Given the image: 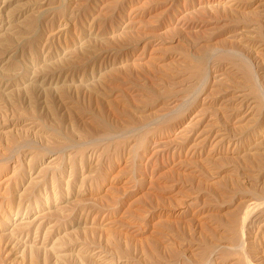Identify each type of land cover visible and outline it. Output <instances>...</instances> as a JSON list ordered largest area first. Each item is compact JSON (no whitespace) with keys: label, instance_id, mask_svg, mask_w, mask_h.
<instances>
[{"label":"rangeland","instance_id":"rangeland-1","mask_svg":"<svg viewBox=\"0 0 264 264\" xmlns=\"http://www.w3.org/2000/svg\"><path fill=\"white\" fill-rule=\"evenodd\" d=\"M114 1L115 0H108V1H105V0L104 1L103 0H66V2L64 3L62 2L63 3L62 6H64L65 8L69 7L65 22L67 23V25H69L67 27L70 29L68 28L66 29L68 30V33L66 32L67 35L65 34L64 36H61L59 39L56 38L57 40H53L52 43H50V45L47 47L48 51L47 50L45 51V53L43 54V57L47 56L51 59L48 62H46L44 65L40 64L36 67V71L38 73L40 72L42 73L43 71L42 73L43 75H46L47 72L49 73V71L50 72L52 71L53 72L54 71H86L85 76L87 75V77H86V81L84 82V84L86 86L89 85L88 87L90 88L87 87V89L80 90L81 92L79 96L81 98L79 96L78 97H79V101L81 105L87 106V104L89 105L93 104L90 106L92 108L95 107L94 110L99 112V109L97 108L96 104L94 105L96 96L92 95L91 97L94 98L92 99L91 97H89L90 95L89 93H87V90L88 92H92L94 94L101 93L100 90H102L101 89L102 86L99 83L100 81L94 82L91 79L92 77L90 76V74L92 71L98 70V67L100 66L102 61L101 59H99L98 54L88 56L87 54L83 52V50L80 49V45L89 39L90 40L93 39L91 44H93L94 46H99L100 48H103L105 46H109V47L117 46L120 48L123 45L125 46L126 45L125 42L126 41L128 42L129 39L130 41L131 40H134V41L143 40L142 42H144V45L147 43L148 54L144 56L145 60L142 62L143 66L142 65L139 66L138 67L139 69L131 68L129 70L130 74H129V71H127V74H129L130 76L129 78H131L132 81H134L136 77H139V80L141 79V82L138 80V78H136L135 83L137 84L141 83L140 85H143L140 87V90L142 91V93H144V97L139 98L140 100L142 99L141 100L142 102L141 103L136 102L134 104L135 110H132L133 112L132 114L136 118H139V115H140L138 114V110L136 107H140V105L143 106L145 105L144 103L148 102L147 99L150 97L149 93L152 92V90H149V89L153 88V90L155 89L154 91L158 89L157 94H160L159 97H162L164 94V91H166V87H168L166 86L167 85L166 83L174 82L179 88H183L184 86L189 85L188 79L187 81H185L186 80L185 74H187V71L183 69L184 68L183 66L186 67V65H188L187 58H190L191 61L193 62L196 60L202 59L205 61L206 64L210 63L211 65H217V66L219 65L218 67L219 69L226 70V72L218 71L219 74L225 73V77L223 79L222 77H220L214 80V81H219L221 79V83L219 82V83H216V85H214L216 89H226L230 92L232 91L233 93H235L237 90V92L240 91L246 95L248 94L249 96L247 95V99L249 103L254 101L255 103L254 106L257 105L256 103L258 99L256 98L261 97L264 100V53H260L258 56L257 55L258 49L251 50L250 47H246V43H249L250 41H252V39L250 40L249 38L254 36L255 35L254 33H247L246 34L247 38L246 37L244 38L242 36L237 37L236 33H234L235 28L233 26V22L231 23V21L238 18L237 21L239 20L241 21L238 23L244 24L245 22H242V18H243L242 16L240 18V15H238L239 17L235 18L237 15L232 14L233 15L232 17L230 16L231 14H229L227 11H224L222 9H221L222 11L219 10L216 12H212L209 10L208 11L200 10L201 12L198 11L199 15H197L196 10L198 9V6H197L199 4V2H197L198 0H184V1L183 0H142V1L140 0L138 2L141 3L140 5H142L146 11H148V14L147 16H144L143 18H141L139 23H136L137 25L133 24L130 27L129 29L130 33L133 32L130 35L133 37H130L129 35L128 36L122 35L121 37L113 39L112 32H115L119 28L121 29L125 28L129 23L128 21H125V20L124 21L115 20L114 18L115 12L110 13L109 15H104V14L109 13L108 11H109L110 5L108 4V2L111 3ZM257 2H259V0ZM74 3L76 4L79 3L83 5L82 6L78 5L79 7L78 6L75 7ZM84 4H87V5L84 6ZM122 4H123L122 2L119 3V5L121 6ZM13 5L14 6H12L11 8H14L16 6V1L13 3ZM106 5L107 6L109 5V6L107 7ZM257 5L258 3H255V6ZM56 6H58V4H56ZM102 7L106 9H101ZM194 11L196 12V16L195 14H192L194 13ZM5 12L8 13V10H6ZM6 13H3V14L6 15ZM226 13L229 15H227ZM3 14L2 16L5 18ZM99 14H101V16L99 17V20L97 21V23L94 25V26H97L98 28H95L93 30L94 33L92 32L93 34L92 33L90 34L89 25L92 24L91 20L94 17H97ZM186 14H189V15H186ZM190 14L192 16H190ZM203 14L206 16H204ZM29 15L30 14H28L27 16ZM184 15L187 16L188 19L183 20L187 18ZM110 16H114V17L112 18ZM189 16L192 18V21L190 22H189V19H190ZM248 17H251L252 19L253 16L249 15ZM40 20L42 22L39 21L37 25L35 22V29L38 28L36 31H38L39 33H41L43 30L46 32L45 26L43 25V23L46 24L45 18H41ZM179 20L181 24H179ZM254 21L252 20V22L256 24L255 18H254ZM135 22H138V20L134 21L133 23ZM188 22H189V25L193 27H190L189 29H187V27L184 24L188 25ZM249 22L250 23H248L249 25H247V27L244 25L243 26L247 28L246 30L248 32H251L253 30L252 26L255 24L251 23V21ZM232 26L233 28H231ZM22 27H27V23L23 24ZM56 32H57V28L54 30V34H56ZM120 32H122V30L119 31V33ZM80 34H82L85 40L82 41L80 45H78V42H79L78 39L80 38ZM11 35L12 34L9 31L0 30V36H2V38L11 40L13 39L12 38L13 36L11 37ZM46 35L48 36L49 34H46ZM97 35L99 36L96 37ZM95 38L96 40H94ZM240 39H242L241 40L242 42H239ZM261 41H259V43L257 41L254 42V43H258V46L263 45L260 48V50L264 49V38ZM29 44L30 43L27 42L25 43V45L23 44L18 45L19 47L18 50L20 49L19 51H22V54L20 53L21 55L18 54L16 56V62L17 63L19 61L21 62V64L19 63L18 64L21 66L23 71L31 68L30 65L33 64V60L29 56L30 55L29 54ZM44 44L45 42L42 43L40 49L43 48ZM119 44H123V45H119ZM68 45L74 46L72 48V51H74L73 53L74 56L77 58L83 57V60L80 63H77L73 66L65 67V65L63 64H66V63H63L64 61H61L60 63L59 59L61 60L65 58L61 55L65 53L66 47ZM206 46L208 47L206 48ZM262 52H264V50ZM140 53L141 51L138 54ZM187 54L188 56H191V57L186 58ZM221 55H226L229 58L231 57L230 59H232V62L230 63V61H222L220 63ZM199 57H202V58L200 59ZM67 58H69V56H67L66 59ZM87 58L90 61L87 62L86 64ZM40 59H41V56L38 55V61ZM79 61L80 60H78L77 62ZM234 62L238 64V66ZM238 62L240 64H243L247 68L249 67L252 74L254 72L257 74L256 75L254 73L253 75V77L255 75L256 77H254L253 83L251 84L252 86L246 83L247 82L246 81V76H247L246 71L245 72L242 71L241 70L242 68H239L238 70V67L240 65ZM119 66L120 67L118 68L122 67V65H119ZM227 68L229 69L227 70ZM121 71H124V70H121ZM121 71L119 70L115 73L116 74L119 73V76L121 73L123 75L125 71L124 72H121ZM231 71L232 72L234 71V72L232 73ZM239 72L241 74H239ZM2 73L1 74L3 75L7 84L11 83V80L15 78L17 80V76L15 75V73H9L6 71H2ZM4 73L8 76L5 77L6 75ZM170 73L171 75H174L175 73L174 76L178 75V77H174V80L166 79L165 83L161 82L162 87L155 86L157 77H163ZM237 74L239 75L237 76ZM134 75H135V78L131 77ZM154 76L156 78L155 81H154ZM82 77L83 76L81 75L79 79H81ZM7 80L8 81L10 80V81L8 82ZM238 81L240 82L238 83ZM241 82H244L245 85L247 86L249 85V86L248 87L244 86L240 84ZM199 83L201 84L198 85ZM199 83L197 85L195 84L193 87L186 90L185 96H189V97L192 96V97H190V99H188L189 97H185V106L183 109L186 108L187 106L186 104L189 105L191 103H194L195 100L199 96H201L200 99L201 98L204 99L206 98V96H208L209 98H212L211 96L216 95V93L212 91L211 85H209V83H207L206 86L203 85L205 83L202 81ZM194 87L196 89H194ZM168 88L171 89V87H168ZM14 89H16L17 91L16 95L18 97V99H16V102H17L16 104L14 103L15 101L12 103L10 102V100L8 101V99H5L3 97L0 98V237H1L0 238V264H31L32 262H33L32 264H75V263L76 264H88L87 262L90 263V261H87V258H85L86 259V263H85V259L82 258V260H80V257L77 254L78 252H75L76 248L80 250L83 247V245H85V247L88 248L89 253L90 252H97L99 254L101 253L100 257L102 259L100 260L99 264H150V263L151 264H172V263L175 264L177 262L176 261L177 258L180 257L179 255H184V253H186L185 255L187 256V258L190 257L189 259L194 260L195 257H197L196 259H198V256L200 255L203 256L204 252H206L207 249L210 247V244L212 245L216 242L220 246H224L226 244V241H225L226 239L225 240L223 239L226 237V234H223V233H226V229L224 228L225 226L224 222L226 223L227 221H229L230 220L229 217H231L234 220L236 218H239L240 215L238 214H242L247 210L249 212H260L259 210L260 206L264 208L263 182L258 183L252 180V178H250L249 176L250 171L248 170L250 169L253 170L252 169L253 165L246 166L243 164V162L238 161V160H236L238 162V166L232 165L236 163V161H232L231 164H230L231 162L230 160H229L230 162L227 160L226 162L227 164L225 163L226 160L224 162L219 161V163L216 164L219 167H217V171H215L213 174H211L212 172L209 173L207 172V170L204 171L205 169H202L200 170L201 174L200 173L191 174L193 177L189 179L187 174H189L191 171H188L186 172V174H183V175H187V178L185 176V179H182L183 177L182 174L179 177L175 174H174L175 176H173L171 174V171H169L171 169L170 165L165 164L161 166L158 171V174H159V175L157 174L158 179L156 178L155 182L153 183L151 182L152 184H150V182L146 183V182L140 181L139 180L140 178H138L139 174L135 170L133 172L130 171L131 167L133 168L134 166L133 164H135V159L137 158V156L134 155L135 151L137 152V155L138 153L140 154L142 152L139 147L135 148L138 150H135V149L132 150V151L134 150L135 151L133 152L134 154L130 155V157L133 156L134 158L131 157V159L128 161V165H129L128 169H126L119 176L120 183L118 184V188H119L118 191L113 192L111 193V195L109 194L108 196L104 193H100L101 195L99 196L98 200H92V197L89 196L90 192H97L96 190H98V192L103 191L104 188L108 184L107 181L104 182L105 180L101 178H104V177L108 178L107 175L109 174L116 175V173L118 172L117 166L119 162H122L125 159H127L126 153L123 150H125V146L127 145V142L130 139L127 140V138L129 137L128 136L129 134H126L125 132H127L128 129H130L131 125H129L125 119L114 118V116L111 113L107 112L106 114H103L102 117L107 122H109L110 124L114 126L117 124L116 127H119V129H117V132H115L114 135L112 134L106 137H103V136L99 137L96 135L86 137V134H83V132L81 133V130L79 129L80 127L82 128V126L86 124L85 122L86 119H82L79 116V114H77V112L75 111L73 112V110L69 111V110H63V109L58 108L57 111L59 112L61 111V114L64 117L61 116V114L56 113L57 115L59 114V116L57 117L56 114L53 115L54 113H52L53 111L51 110L48 104L46 103L41 104L42 100L37 101L38 105L36 103L35 106L33 105L34 106L33 107L31 106L32 104L29 103V98H30L31 93L29 94L25 89H23V92H22L20 90L22 88L20 89L14 88ZM17 89H19L20 91H18ZM95 89H98L99 91H95ZM55 90L56 89L54 87L49 88V86H45L44 88H39L37 85L34 89L35 92L33 91L34 92L33 95H35V97L36 96L40 97L39 95H42L43 97L45 95L49 97L52 96L51 98L53 100V96L57 94ZM11 91L2 92L1 90L0 93L4 95ZM67 91H70V90H67ZM254 91H256L257 94L260 96H257L256 92ZM2 94H0V96ZM38 97H36V99H39ZM91 99H92V103L90 102ZM144 100L145 101L147 100V101L145 102ZM198 101H199V98L194 105L196 107V110L197 109L200 110V105H199L200 103H198ZM163 104L164 102H159L157 104L158 106L153 107V108L150 107L151 109L146 113V115L151 116L152 118H154L155 116H159V114H161L164 109L162 108ZM259 109L260 108L258 109L254 108V114H256V116L254 117L253 116L254 114H253L252 115L253 118L250 116L244 122V125L247 124L245 125V130L247 132L246 135L248 134L245 140H243V143L246 142V146L250 144L249 142H251V140L247 141V138L248 137L252 138L255 134V131H257L259 127L264 125V110H263L264 107L260 109V112L262 111L261 113L259 112ZM178 112L179 110L176 111L177 115L175 117L180 115ZM262 113L263 115H261ZM174 115H175V111H174ZM258 116L260 119L258 118ZM152 118L148 119L147 122L145 123L141 122L139 125L140 126L146 125V127L148 126V128H153L154 127L152 126L153 121L157 117H155L154 120ZM230 133L233 136L235 134H238L236 133V131H230ZM83 135L85 136L84 138H83ZM138 136L140 135L138 134ZM17 143H19L20 145L27 143L28 146L26 145L27 148L25 147L23 149L15 148V145ZM103 143L104 144L106 143V147L103 145ZM99 144L103 145L104 147L103 146L99 147ZM103 148L105 150H103ZM93 150H96V151L100 150L99 155L97 154V159H99L98 161L100 164L97 169H94L93 171H89V169L86 168L87 166L84 167L85 164L81 163V160L84 159L81 157H84V156L87 157L88 152L93 151ZM59 151H62V152H59ZM30 156L33 158H31ZM56 157L60 158L57 162L59 163L61 161L59 163L60 165L58 166L57 164L56 166L57 168L54 167L55 169L53 168V170L52 169L51 171L49 170L47 175H46L47 169L45 170V172L42 171V173H40L41 169L43 170L44 167L46 168L47 167L46 165L48 164V162H50L52 159H55ZM136 161L138 162V159ZM171 161L172 160L170 159L168 163L169 164L172 163ZM145 163L146 162H143L141 164H145ZM219 164L222 165L223 169L221 168V165ZM245 166L247 169H245ZM57 169H59L60 171H57ZM218 169H221V170H218ZM233 169H236V170L234 171ZM82 171H84V174L88 173V174H85V177L89 178V180L88 179L86 180V183L85 185H83V188H82V191L86 193V196L83 198L85 199V202L83 204L93 206L97 209L99 208L107 209V207H111L112 205L114 207V208L112 207L113 209H111L113 213L111 215L112 216L111 219L113 220L112 222H114V224L113 223L110 224L111 228L110 227H107V228L110 229L109 231H111L109 235H113V237L111 236L112 239L114 238V236H116L115 237L116 239L114 238L115 241L114 239L113 241H114V244L118 245L117 248L116 247L114 248V246H111L110 243L113 242L112 239L109 242L106 239V237L101 238L99 234L95 235L93 231L89 230L88 232V229L83 230V231L81 230V232L80 231L77 232V231H74L73 229H70L69 227L71 225L70 215L75 211V209L83 205L79 203L77 204L76 202H74V198H72V195L74 193L73 191L78 190L79 187L81 186H80V183H77L74 185L72 190L70 189V191L67 192L65 190L66 188L64 187L65 182H61L60 180L62 181H68L69 179L72 180L75 177V175L79 179V177L83 175ZM215 173L218 177L215 175ZM231 174L232 175L234 174L233 176L234 178L231 176ZM228 175L229 177H227ZM61 176H64V177L61 178ZM69 177H71L72 179ZM177 177L178 179H181V180H178ZM213 177L215 179H213ZM36 178H38L39 181ZM177 180L181 182V186L183 188L182 190H179L180 192L177 191V189H179V187L181 186H178L177 189H175V186H174L177 183H179V182L176 183ZM128 181L131 183H129ZM58 182H61V183H58ZM45 183L47 185H45ZM218 183H222L223 188L224 187L226 188L223 192L220 191L219 187L217 188L216 184ZM224 183H226L225 184L226 186L224 185ZM54 185L58 186V188L53 190L52 187ZM27 186L29 187L27 188ZM34 186H36L35 188H37V190L34 188ZM125 186L127 187V189ZM206 187L208 190L206 189ZM29 188H32V189H29ZM60 188L62 191L60 190ZM213 188H215L216 190L215 192ZM33 189H35V191L33 194H31L33 196H31L29 194L31 193ZM38 190L41 192L39 193ZM55 190L56 192H59L56 197L54 196ZM218 190L220 192H218ZM25 192L27 193L25 199L24 197L20 199L18 197L19 196L18 194L21 195V194H24ZM225 192L227 193L228 196H230L231 194L232 196L228 197L227 195L222 194ZM252 193H255L254 195L256 196H253ZM67 194L70 195L69 197L70 199L68 198L69 200L66 201L65 198H67ZM188 196H191V197H188ZM195 196L196 197L200 196L199 204L201 205V208L203 209L202 212L204 213L200 216L201 218L199 217L200 220L194 218L192 213L186 215V217H184L182 222L174 221V222H169V224L168 223L164 224V222H162L164 221L163 218L162 220L161 218H157L158 213L160 211L173 213V211L175 212L176 210H178L177 208L178 205L180 206L183 204L185 205L186 201H189L190 198L195 197ZM47 197H49V201L47 200L44 201L45 199H47ZM116 197H120V203L115 206V204L113 203L116 202V199H115ZM182 197H186V198H183L181 202L179 200ZM256 197L257 199L255 200ZM202 201L205 202V204ZM37 205H40V206H37ZM57 207H61L63 208V210H56ZM46 213L49 215V217L53 215L52 218L48 217L47 219L48 215ZM53 213H55V215ZM59 213H63L64 216ZM107 215H108V212H105L101 214L100 216H98L96 219L99 222H102L104 220L103 218H105ZM95 217H96L95 215H92L90 219L93 220ZM38 220L39 222L36 225H34L35 227L31 228V230H27L25 232H19V233L18 232L14 233L13 231L14 226H16V224L18 225L20 223L22 224L24 223L20 227V228H24L25 224L31 223L33 221L37 222ZM157 220H160L162 222L161 226H160V221H157ZM108 221L110 220H107L105 223L106 224L109 223ZM253 221H255V219ZM260 221L261 220H256L255 222L250 224L249 230H247L245 233L247 235L246 242L248 243L247 247H245V250L247 249L248 252H250V248L253 249V248L258 247L259 242L264 237V234H263L264 228H263V224ZM40 222L47 223L45 224L47 225L46 228L52 225H55V224L56 226L58 225V228L54 233H51L52 235L50 234L45 239L44 234H45V231H47L46 228L41 231L37 230ZM136 225H141V228L138 231V233L132 234V231H134L132 230V227L134 228V226ZM160 229L163 231V233H165V235L163 234L161 236L159 234V232L161 231ZM223 235H225V237ZM216 237L218 240L216 239ZM219 240L220 241L222 240V242L219 243ZM42 242L44 246L41 250H37V249L33 251L29 250V251L24 252L22 255V252L25 250V247L31 246L34 243L40 245L42 244ZM162 242H165V243H162ZM55 243L56 244L58 243V245L60 244L59 245L60 247L59 246L57 247L60 248L61 250H64L62 252L59 251L57 253H61L62 255H70L69 259L67 258L68 262L65 260V262L63 263L62 261L57 259V256L59 254L55 253L56 251L53 249L54 246L56 245ZM155 245H158L156 250L152 249V248H155ZM188 245L194 248H190ZM198 248L200 249V251ZM171 249L176 250L177 253L176 251L174 250L172 251ZM240 250L244 252V248L241 247L239 251ZM155 251H157V253ZM30 252L33 253V256ZM198 252H202V253L198 254ZM161 253L162 254L164 253V254L162 255ZM72 254H75L77 256L73 255L75 257L73 256L71 257ZM189 254L193 256L191 255L189 256ZM196 254L198 256H195ZM238 254L239 253H237V255L236 254L234 255L226 254L227 256L225 257L220 251L219 255L222 256V259L217 260L215 264H227V263L233 264L237 261L238 257L241 258L240 254L239 255ZM77 257L79 258L77 259ZM154 260H157V261H154ZM58 261L61 263H59ZM90 264H94V263H90Z\"/></svg>","mask_w":264,"mask_h":264},{"label":"bare ground","instance_id":"bare-ground-1","mask_svg":"<svg viewBox=\"0 0 264 264\" xmlns=\"http://www.w3.org/2000/svg\"><path fill=\"white\" fill-rule=\"evenodd\" d=\"M15 1H16V6L14 8H11L12 6H14L13 3ZM105 1H108V0H105ZM138 1H140V0H115L114 2H111V3L108 2V4L110 5L109 11H108L109 13L104 14V15H109L110 13L115 12V15H114L115 17L114 16H110V17H112V18L114 17L115 20H121V21L125 20V21L129 22L125 28H122V29L119 28L116 31L114 30L115 32H112L113 39L121 37L122 35L123 36L129 35L130 37H133L130 35L131 33H133V32L130 33V31H129L130 27L133 24L139 23L141 18H143L144 16H147L148 11H146L145 8L142 5H140L141 3H139ZM257 1L258 0H198L197 2H199V4L197 5L198 9L196 11H197V15H199L198 11H200V10L201 11H208L209 10L212 12H216V11H219L222 9L224 11H227L229 14H231L230 16H232V17H233L232 14L237 15L236 17L234 15L235 18L239 17L238 15H240V18L242 16L243 17L242 22H245L244 24L238 23V22H241L240 20L237 21L238 18L237 19L234 18L237 22L235 20L231 21V23L233 22V26L235 28L234 33H236L237 37L242 36L244 38L247 36L246 35L247 33H254L255 34L254 36H252L250 38L248 37L250 40L252 39V41H250L249 43H246V47H250L251 50L252 49L253 50L258 49L257 50L258 54L256 52L255 53L259 56L260 53H264V52H262L264 49L260 50V48L263 45L258 46L259 41H261L264 38V9H262V8H264V0H261V1L259 0V2H257ZM62 2L64 3V2H66V0H0V30L9 31L12 34L11 37L13 36L12 37L13 39H11V40L6 39V38H2V36H0V92H1V90H2V92L12 90L11 92L4 94V95L2 93H0L3 95V96L1 95L0 98L3 97L5 99H8V101L10 100V102H12V103L15 101L14 103L16 104L17 103L16 99H18V97L16 95L17 91L14 88H19V89L22 88V89H20L22 92H23V89H25L29 94L31 93L30 98H29V103L32 104V105L30 104L31 106H33V105L35 106L36 103L38 105L37 101L42 100L41 104H44V103L48 104L49 107L51 108V110L53 111L52 113H54L53 115H55L56 113L61 114V111L60 112L57 111L58 108L63 109V110H69V111L73 110V112L74 111L77 112V114H79V116L82 119H86V121H85L86 124L84 123L85 125L82 126V128L81 127L79 128L81 130V133L83 132V134H86V137H90V136H94V135L99 136V137L100 136L106 137V136H110L112 134L114 135L115 132H117V129H119V127H116L117 124L114 126V125L110 124L109 122H107L102 117V115L106 114L107 112L111 113L114 116V118L125 119L128 122V124L131 125L130 129H128V131L125 132L126 134H129L128 135L129 137L126 136V137H128L127 140L130 139L128 142L126 140L127 145L125 146V150H123L126 153L127 159H125L122 162H119V164L117 166L118 172L116 173V175H114V174L110 175L109 174V175H107L108 178H106V177L101 178V179L105 180L104 182L107 181L108 184L104 188L103 191L98 192V190H96L97 192H90L89 196L92 197V200H98L99 196L101 195L100 193H104L108 196L109 194L111 195V193L118 191V189H119L118 184L120 183L119 176L126 169H128V167H129L128 161L131 159V157L134 158L133 156L130 157V155L134 154L133 152L135 150H138V149H135L136 147H139L142 152L140 154L138 153V155H137V152L135 151L134 155H136L137 158L135 159V164H133L134 166H133V168L131 167L130 171L133 172L135 170L139 174V176H141V177L138 176V178H140L139 180L142 182H146V183L150 182V184L155 182V179L156 178L158 179L157 174H158L160 167L165 165V164L170 165L171 169L169 171H171V174L173 176L177 175L179 177L181 174L183 175V174H186V172L191 171L189 174H187L188 178L191 179V177H193L191 174H199L200 170H202V169H205L204 171L207 170V172H209V173L212 172L211 174H213L215 171H217V167H219L218 165H216L219 163V161L224 162L226 160L225 161V163H226L227 160L228 161L230 160L231 162L230 161L229 162L231 164L232 161L238 160V161L243 162V164L246 166H250V165L252 166L253 165V167H252L253 170H251L250 168H249L250 170H248V171H250V173H249L250 178H252V180H254L258 183L263 182V185H264V125L261 124L262 126L259 127V129H257V131H255V134L252 138L251 137L247 138V141L251 140V142H249L250 143L249 145L246 146V142L243 143V140H245L246 136L248 135V134L246 135L247 132L245 130V125H247V124L244 125V122L250 116L252 117V115L254 114V108L262 109L264 107V100L261 97L256 98V99H258L257 103H256L257 105L254 106V104H255L254 101L249 103V101L247 99L248 94L246 95L240 91L237 92V90L235 93H233L232 91L230 92L226 89H216V87L214 85H216V83H219V82L221 83V79L219 81H214V80L216 78H220V77H222V79H223L225 77V73L223 72L224 74H219V72H221V71L226 72V70H224V69H219L218 68L219 65L218 66L217 65H211L210 63L206 64L205 61L201 59L202 57H199L201 60H196L193 62V61H191L190 58H187V57H191V56H188V54H187L186 58L188 59L187 60L188 65H186V67L183 66L184 67L183 69H185L187 71V74H185V77H186L185 81H187V79H188L189 85H186L183 88H179L174 82L173 83L170 82L171 84L166 83L167 84L166 86L171 87V89L166 87V91H164V94L162 97H159L160 94H157L158 89H156V91H154L155 89L153 90V88L149 89V90H152V92L149 93L150 97L149 98L147 97L148 99L146 98L148 100V102H146L147 100L146 101L144 100L146 102V103H144L145 105H143V106L140 105V107H136L138 110V114H140L139 118H136L132 114L133 113L132 110H135L134 104L136 102L137 103L142 102L141 101L142 99L140 100L139 98L144 97V93H142V91L140 90V87L143 85H140L141 83H139V84L135 83L136 78H138V80H139V77L135 78L136 74L134 76H131V77L135 78L134 81H132V79L129 78L130 77L129 76V74H130L129 70L131 68L137 69L139 66H141L142 62L145 60L144 56L146 54H148L147 43L144 45V42H142L143 40H138V41L131 40L130 41V39H129L128 42L126 40H124V41H126L125 42L126 45L124 46L123 44H119V45H123L120 48L117 46H110V47L109 46H105V47L102 46L103 48H100L99 46H94L93 44H91L93 39H91V40L89 39V40L85 41L84 43H82V41H84L85 39L82 36L83 33L80 34V38H79L80 40L78 39V41H79L78 45H80L82 43L80 45V49L83 50V52L85 54H87L88 56L98 54L99 59H101V61H102V63L98 67V70L92 71L90 74V76L92 77L91 79L94 82L100 81L99 83L102 86L101 87L102 90H100L101 93H99V94L95 93L94 94L92 92H88V90H87V93H89V95H90L89 97H91L92 95L96 96V98H95L96 100H95L94 105L96 104L97 108L99 109V112L94 110L95 107L92 108L90 106L93 104H90V105L87 104V106H83V105H81V103L79 101V97H80L79 95L81 92L80 90L87 89V87L89 86V85L86 86L84 84V82L86 81V77H87V75L85 76L86 71H54V72L49 71V73L47 72L46 75L42 74L43 71H42V73L40 72L41 74L38 73L36 71V67L40 64L44 65L46 62H48L51 59L47 56L43 57V54L47 50V47L50 45V43H52L53 40H57L56 38L59 39L61 36H64L65 34L67 35V33H68V30H66V29L68 28L67 26H69V25H67V23L65 22V19L67 17L66 15H67L69 7L65 8L64 6H62L63 5ZM120 2L123 3L122 6L119 5ZM255 3H258V5L255 6ZM56 4H58V6H56ZM65 5H67V4H65ZM74 5L76 7L78 5L82 6L83 4L74 3ZM86 5L87 4H84V6H86ZM254 6H255V8H254ZM73 9H75V8H73ZM101 9H106V8L102 7ZM6 10H8V13L5 12ZM100 11H102V10H100ZM184 11H186V10H184ZM3 13H6V15H4ZM211 13H209V14H211ZM2 14L5 16V18L2 16ZM28 14H30V15L27 16ZM192 14H195V16H196L195 11ZM213 14H215V13H213ZM229 14H227V15H229ZM186 15H189V14H186ZM249 15L253 16L252 19H251V17H248ZM100 16H101V14H99L97 17H94L91 20L92 24L89 25L90 26L89 27L90 34L93 32V30L95 28H98L97 26H94V25L97 23ZM116 16H117V18H116ZM190 16H192V15L190 14ZM190 16H189V18L191 20L189 19V22L192 21V18ZM204 16H206V15H204ZM185 17H187V16H185ZM41 18H45L46 24L43 23V25L45 26L46 32L43 30L41 33H39L38 31H36L38 28L35 29V22L37 25V23L39 21H41L40 20ZM254 18L256 20V24L254 23L255 22ZM182 19H183V17H182ZM186 19H188V17L183 19V20H186ZM136 20H138V22L133 23ZM252 20L254 22H252ZM193 21H195V20H193ZM249 21H251V23L255 24L252 26L253 30L251 32H248L246 30L247 25H249L248 23H250ZM189 22H188V25H189ZM198 22H199V20H198ZM26 23H27V27H22V25L26 24ZM185 23H186V21H185ZM179 24H181L180 20H179ZM43 25H41V26H43ZM184 25L187 27V29H189L190 27H193L191 25L188 26L187 24H184ZM243 25L246 27H244ZM233 26L231 28H233ZM183 27H181V28H183ZM56 28H57V32H56V34H54V30ZM68 29H70V28H68ZM100 30H101V28H100ZM121 30H122V32L119 33V31H121ZM46 34H49V35L47 36ZM98 36L99 35H97L96 37H98ZM94 40H96V38ZM241 40L242 39H240L239 42H242ZM256 41L258 43H254ZM27 42L30 43L29 44V54H30L29 56L32 58L33 64L30 65L31 68L23 71L21 66L19 65V64H21V62L19 61L18 62L19 64L16 62V56L20 53L22 54V51H19L20 49L18 50V48H19L18 45H20V44L25 45V43H27ZM44 42H45V44L43 45V48L40 49L42 43H44ZM261 42H263V41H261ZM222 45H224V44H222ZM73 47L74 46L68 45L66 47L65 53H63V54L61 53L62 54L61 56L65 57V58H63L61 60L59 59V61H60V63H61V61H64L63 63H66V64H63V65H65V67L73 66L77 63H80L83 60V57L77 58L74 56V54H73L74 51H72ZM207 47L208 46H206V48ZM149 49H150V47H149ZM140 51H141V53L138 54ZM38 55L41 56V59L39 61H38ZM67 56H69V58L66 59ZM230 58L226 55H221L220 63L222 61H230V63H231L232 59H230ZM189 59H190V61H189ZM78 60H80V61L77 62ZM89 61L90 60L87 58L86 64ZM234 61H236V60H234ZM119 65H122V67L118 68V67H120ZM236 65L238 66V64H236ZM240 65H241V67H240ZM240 65L238 67V70H239V68H242L241 69L242 71H244V72L246 71V75H247L246 76V81H247L246 83L251 85L253 83L254 77H256L257 74L254 71H252L256 74L253 77L254 73L253 74L251 73L249 67L247 68L243 64H240ZM52 66H53V64H52ZM79 66H81V65H79ZM72 68H74V67H72ZM228 69L229 68H227V70ZM119 70L120 71L124 70L125 73L122 75L121 72H124V71H121L120 72L121 74L119 76V73L118 74L115 73ZM2 71H6L9 73H15V75L17 76V80L15 78V79L11 80V83L7 84L6 80L4 79V77L2 75L3 74ZM127 71H129V74H127ZM239 74H241V73L239 72ZM239 74H237V76ZM81 75L83 77L81 79H79V77ZM174 75H175V73H174ZM174 75H171V73H170V74H167L163 77H157V80H156L157 83L155 82V84H156L155 86L162 87L161 82L165 83L166 79L174 80V77H178V75L177 76H174ZM7 76L8 75H6L5 77H7ZM18 76H20V77H18ZM18 78H19V80H18ZM152 79H153V77H152ZM155 79L156 78L154 76V81H155ZM14 80H16V81H14ZM139 81L141 82V79ZM201 81L205 83V84H203L205 86L207 85V83H209V85H211L212 91H214L216 93V95L211 96L212 98H209L208 96H206V98H204V99L203 98L200 99L201 96H199L198 97L199 98L198 103H200L199 104L200 110L199 109L196 110V107L194 106L195 103L197 102L198 98L195 100L194 103H191L189 105L186 104L187 105L186 108L183 109L185 106V97H189V96H185L186 90L193 87L195 84L197 85ZM136 82H137V80H136ZM239 82L240 81H238V83ZM200 84L201 83H199L198 85H200ZM240 84L247 86V85H245L244 82H241ZM37 85L39 88H44L45 86H49V88L54 87L56 89L55 91L57 92V94L53 96V100L51 98L52 96L49 97L47 95H45L44 97L42 95H39L40 97L36 96L39 98V99H36L35 95H33V94L35 92L34 89ZM32 88H33V90H32ZM88 88H90V87H88ZM19 89H17V90L20 91ZM194 89H196V88L194 87ZM67 90H70V91H67ZM95 91H99V90L95 89ZM43 92H45V91H43ZM145 92H146V90H145ZM254 92H256V91H254ZM204 94H206V93H204ZM252 94H253V92H252ZM256 94H257V92H256ZM254 96H256V95H254ZM257 96H260V95L257 94ZM190 97H192V96H190ZM190 97L188 99H190ZM91 98L94 99L93 97H91ZM92 99L90 100L91 103H92ZM191 100H192V98H191ZM159 102H164L163 107H162L164 109H163L162 113L159 114V116H155V117H157L156 119H155V117L152 118L151 116H147L146 113L151 109L150 107L153 108V107L158 106L157 104ZM194 107H195V109H194ZM140 109H141V111H140ZM260 109H259V112H260ZM178 110H179L178 113L180 115L175 117L177 115L176 111H178ZM174 111H175V115H174ZM59 114L58 115L56 114V116L58 117ZM173 115L175 118L173 117ZM261 115H263V113ZM61 116H63V115L61 114ZM253 116L255 117L256 114H254ZM59 118H61V117H59ZM151 118L153 120L155 119L153 121V124H152V126H154L153 128H148V126L146 127V125L145 126L139 125L141 122L145 123V122H147L148 119H151ZM258 118H259V116H258ZM250 129H252V128H250ZM230 131H236V133H238V134H235L233 136V135H231ZM126 134H124V135H126ZM138 134L140 136H138ZM84 137L85 136L83 135V138ZM131 139H133V140H131ZM126 142H125V144H126ZM18 144L19 143H17L15 145V148L23 149L27 145V143L22 144L23 146L20 144L18 145ZM103 145L106 147V143L105 144L103 143ZM103 145L99 144V147L103 146ZM119 146H121V145H119ZM133 149H135V150L132 151ZM100 150L90 151V152H88L87 157L86 156L81 157V158H84L81 160V163L85 164L84 167L87 166L86 168H88L89 171H93L94 169H97L99 167L100 163L98 161L99 159H97V154L99 155ZM103 150H105V149L103 148ZM59 152H62V151H59ZM69 155H71V154H69ZM57 156H58V154H57ZM59 157H56L55 159H52L50 162H48V164L46 165L47 167L46 168L44 167L43 170L41 169L40 173H42V171L45 172V170L47 169V172H46V175H47L49 170L50 171H51V169L53 170V168L56 167L57 164L59 166L60 165L59 163L61 162L60 161L59 163H57L58 160L60 159ZM31 158H33V157H31ZM100 158H102V157H100ZM36 159H37V157H36ZM137 159H138V162L136 161ZM170 159L172 160L171 161L172 163L169 164L168 162ZM31 161H32V159H31ZM143 162H146V163L141 164ZM215 162H217V163H215ZM219 165H221V164H219ZM232 165L238 166V162L236 161V163H234ZM246 166H245V169H247ZM221 168H222V165H221ZM238 168H240V167H238ZM117 169H116V171H117ZM218 170H221V169H218ZM233 170L235 171L236 169H233ZM57 171H60V170L57 169ZM84 171H82L83 175H81V177H79V179L75 175V177L72 176V177H74L73 179L71 177H69L72 180H70V179L68 181L60 180L61 182H65L64 187L66 188L65 190L67 192H69L70 189L72 190V188L74 187L75 184L80 183L81 187H79L78 190L73 191L74 193H73V195L71 193V195H72V198H74V202H76L77 204L79 203L81 205L85 202V199H83V198L86 196V193H84L82 191V188H83V185H85L86 180L87 179L89 180L88 177H85V174H88V173L84 174ZM53 173H52V175H53ZM217 174H218V172H217ZM219 174H220V172H219ZM187 175H183L184 178L181 176L182 179H185V176L187 178ZM215 175H216V173H215ZM231 176L233 177L234 174L233 175L231 174ZM62 177H64V176H61V178ZM178 177H177V179H178ZM227 177H229V175ZM36 179H38V178H36ZM213 179H215V178L213 177ZM129 180H131V179H129ZM178 180H181V179H178ZM178 180L176 181V183L177 182H179V183H177V184L175 183L176 185H174L175 189H177L178 186H181V182ZM219 180H220V178H219ZM224 180H226V179H224ZM38 181H39V179H38ZM159 181H160V179H159ZM30 182H31V180H30ZM61 182H58V183H61ZM129 183H131V182H129ZM222 183H218L216 185H217V188L219 187L220 191L223 192L226 188L225 187L223 188ZM225 184L226 183H224V185ZM45 185H47V184L45 183ZM174 186H172V187H174ZM211 186H212V184H211ZM28 187L29 186H27V188ZM35 187L36 186H34V188ZM53 187H52L53 190L58 188V186H55V185ZM29 189H32V188H29ZM35 189L37 190V188H35ZM35 189H33L31 191V193L30 194L28 193V194L29 195L33 194ZM126 189H127V187H126ZM182 189L183 188L181 186V187H179V189H177V191L182 190ZM206 189H207V187H206ZM60 190H61V188H60ZM213 190H214V192L216 191L215 188H213ZM220 191L218 190V192H220ZM40 192L41 191H39V193ZM201 192H203V191H201ZM227 192H228V190H227ZM25 193L21 194V195L18 194L19 195L18 197L20 199L24 197V199H25V197L27 195V193L26 194ZM58 193L59 192H56V190H55L54 196L56 197ZM222 194L227 195L226 192L222 193ZM233 194H234V192H233ZM254 194L255 193H252L253 196H256ZM189 195H190V193H189ZM198 195H200V194H198ZM31 196H33V195H31ZM35 196H37V195H35ZM230 196H232V194ZM230 196H228V197H230ZM69 197H70V195L67 194V198H65L66 201L70 199ZM188 197H191V196H188ZM183 198H186V197H182V198H180V200L179 199L178 200L181 201V200H183ZM115 199H116V202H114L113 204H115V206H116L120 203V197H116ZM256 199H257V197L255 198V200ZM22 200H20V201H22ZM46 200L49 201V197H47V199H45L44 201H46ZM181 202H179V203H181ZM199 202H200V196L192 197V198H190L189 201H186L185 205L184 204L181 206L178 205L177 206L178 210H176L175 212L173 211V213L163 212V211L159 212L158 211L159 213H158L157 218H161V220L163 218L164 221H162V222H164V224L165 223L169 224V222H174V221L182 222L184 217H186V215L191 214V213L193 214L194 218L199 219V217L202 214H204L202 212L203 209L201 208V205L199 204ZM203 203L205 204V202H203ZM209 204H208V206H209ZM37 206H40V205H37ZM112 207H113V205L111 207H107V209H101V208L97 209L93 206L83 204L79 208L75 209V211L70 215V224L71 225L69 227H70V229H73L74 231H77V232L78 231L81 232V230L83 231V230L88 229V232H89V230L93 231V233H95V235L99 234L101 238L106 237V239L110 242V240L112 239L111 236L113 237V235H109V233H111V231H109L110 229H108L107 227H110V224H112V223L114 224V222H112L113 220L111 219L112 218L111 215L113 214L111 209L114 208V207L113 208ZM56 210H63V208L57 207ZM259 210H260V212H249L247 210L242 214H238V215H240L239 218H236L233 220L231 217H229L230 220L228 219L229 221H227L226 223L224 222V224H225L224 228L226 229V233H223V234H226V237H225V235H223L225 237L223 239L224 240L226 239L225 240L226 244L224 246H220L217 242L212 244V245L210 244V247L209 246H208L209 248L207 247L208 249L206 252H204L203 256H201V255L198 256L196 254L195 256H198V259H196L197 257H195L194 260L189 259L190 257L187 258V256L185 255L186 253H184V255H179L180 257L177 258V260H176L177 262L175 261L176 262L175 264H215L217 260L222 259V256L219 255L220 251L225 257L229 254H233V255L236 254L237 255V253H239L241 258L238 257L240 259L237 258V261L233 264H264V237L259 242L258 247L253 248V249L250 248V252H248L247 249L245 250V247H247V245H248V243L246 242L247 235L245 233L247 230H249V225L252 224L253 222H255L256 220H261L260 222L263 224V228H264V208L260 206ZM254 211H256V210H254ZM105 212H108V215L105 218H103L104 220L102 222H99L96 218ZM56 213H58V212H56ZM53 214L55 215V213H53ZM59 214L63 215V213H59ZM50 215H51V213H50ZM92 215L96 216L93 220L90 219ZM52 216L53 215H51L49 217V215H48L47 219H48V217L52 218ZM235 217H236V215H235ZM254 219H255V221H253ZM107 220H110V221H108L109 223L106 224L105 222ZM157 221H160V220H157ZM38 222H39V220L37 222L33 221L31 223H27V224H25L24 228H20L21 225H23L24 223L23 224L20 223L18 225L16 224V226H14L13 231H14V233H16V232L19 233V232H25L27 230H31V228L35 227L34 225H36ZM162 222L160 221V226H161ZM45 224H47V223L40 222L37 230H40V231L44 230L47 227V225H45ZM170 224H172V223H170ZM222 224H223V222H222ZM57 228H58V225L56 226V224L46 228L47 231H45V234H44L45 239L51 233H54L57 230ZM140 228H141V225H136V226H134V228L132 227V230H134V231H132V234L138 233ZM159 234L161 236L163 234L165 235V233H163L162 230L159 232ZM127 236H129V235H127ZM115 237L116 236H114V238ZM153 237H152V239H153ZM165 238H166V236H165ZM113 239H112V241H113ZM115 239H114V241H115ZM216 239H217V237H216ZM154 240H155V238H154ZM161 240H162V238H161ZM114 241L110 244H111V246H114V248L115 247L117 248L118 245L114 244ZM85 242H87V241H85ZM220 242H222V240L221 241L219 240V243ZM58 243L57 244L55 243L56 245L53 248L56 251L55 253H57L59 251L60 252L64 251V250H61L60 248L57 247L60 245V244L58 245ZM162 243H165V242H162ZM71 244H73V243H71ZM43 246H44L43 242L40 245L34 243L31 246L25 247V250L22 252V255L24 252L29 251V250L30 251H33L35 249L41 250L43 248ZM157 246L158 245H155V248H152V249L156 250ZM239 247L244 248V252L241 251L242 249L239 251V249H240ZM190 248H194V247H190ZM159 250H158V252H159ZM73 251H74V249H73ZM88 251L89 250L87 247H85V245H83V247L80 250H78L77 248L75 249V252H78L77 254L80 257V260H82V258H84V259L87 258V261H90V263L99 264L100 260L102 259L100 257L101 253L100 254L97 252H90L89 253ZM174 251H176V250H174ZM199 251H200V249H199ZM218 251H219V253H218ZM236 251H237V253H236ZM155 252L157 253V251H155ZM176 253H177V251H176ZM199 253H202V252H198V254ZM31 254L33 256V253H31ZM57 254H59L57 256L58 260L62 261L63 263L65 262V260L68 262L70 255H62L61 253H57ZM180 254H181V252H180ZM191 254H189V256ZM73 255H75V254H72L71 257ZM75 256H77V255H75ZM75 256H73V257H75ZM191 256H193V255H191ZM79 257H77V259ZM160 257H162V256H160ZM225 257H224V259H225ZM253 260H255V261H253ZM154 261H157V260H154ZM169 262H171V261H169ZM59 263H61V262H59ZM85 263H86V259H85ZM87 263L90 264L89 262H87ZM172 264H174V263H172Z\"/></svg>","mask_w":264,"mask_h":264}]
</instances>
